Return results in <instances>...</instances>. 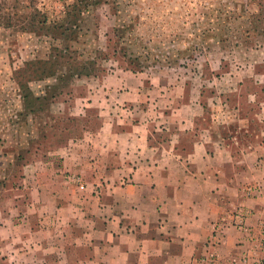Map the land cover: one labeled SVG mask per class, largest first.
Instances as JSON below:
<instances>
[{"label": "crops", "instance_id": "crops-1", "mask_svg": "<svg viewBox=\"0 0 264 264\" xmlns=\"http://www.w3.org/2000/svg\"><path fill=\"white\" fill-rule=\"evenodd\" d=\"M125 74L84 98L96 130L27 165L26 204L0 215L8 254L18 264H264V144L232 150L198 124L204 105Z\"/></svg>", "mask_w": 264, "mask_h": 264}, {"label": "rangeland", "instance_id": "rangeland-1", "mask_svg": "<svg viewBox=\"0 0 264 264\" xmlns=\"http://www.w3.org/2000/svg\"><path fill=\"white\" fill-rule=\"evenodd\" d=\"M71 2L0 0V215L26 204L27 165L99 127L89 91L127 72L204 105L198 124L232 150L264 144V0H102L83 10L73 59L47 75L43 21L66 19ZM30 61L38 76L19 72ZM82 61H94L89 76L75 74ZM5 246L0 237V264H18Z\"/></svg>", "mask_w": 264, "mask_h": 264}, {"label": "trees", "instance_id": "trees-1", "mask_svg": "<svg viewBox=\"0 0 264 264\" xmlns=\"http://www.w3.org/2000/svg\"><path fill=\"white\" fill-rule=\"evenodd\" d=\"M101 2L102 0H73V2L66 5V19L63 21L50 20L51 24L48 22V18L43 21L44 25L47 26L48 36L50 33H53V40L51 42V51L47 59L43 61L40 60L42 61L41 69H44L42 72L47 75L54 74V65L57 62L66 60L67 58L68 60L73 59V54L77 51V48L72 42H79L77 36H79V32L83 29L82 25L79 23L83 10L92 4H101ZM57 36L66 38L68 42L59 40ZM92 63H94V61L80 62L74 67L75 74H86L89 76L91 74ZM37 64L38 62H27L26 66L20 69L19 72L23 73L29 71L32 75L38 76L40 70Z\"/></svg>", "mask_w": 264, "mask_h": 264}, {"label": "built area", "instance_id": "built-area-1", "mask_svg": "<svg viewBox=\"0 0 264 264\" xmlns=\"http://www.w3.org/2000/svg\"><path fill=\"white\" fill-rule=\"evenodd\" d=\"M77 181H78V178H77ZM248 190L252 191L253 190V187H249ZM214 257L212 256L211 259L209 260V264H213L214 263Z\"/></svg>", "mask_w": 264, "mask_h": 264}]
</instances>
